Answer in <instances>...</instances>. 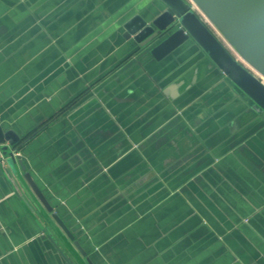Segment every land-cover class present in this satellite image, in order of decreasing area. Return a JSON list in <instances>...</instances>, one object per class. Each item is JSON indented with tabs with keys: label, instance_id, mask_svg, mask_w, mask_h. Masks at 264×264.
<instances>
[{
	"label": "crops",
	"instance_id": "obj_1",
	"mask_svg": "<svg viewBox=\"0 0 264 264\" xmlns=\"http://www.w3.org/2000/svg\"><path fill=\"white\" fill-rule=\"evenodd\" d=\"M124 1L0 0V113L29 128L105 71L123 54L115 15ZM213 69L189 44L162 62L110 72L37 134L35 178L76 211L96 264H264V126ZM252 131L246 142L257 156L235 153ZM3 184L0 264H59ZM57 229L64 249L88 264Z\"/></svg>",
	"mask_w": 264,
	"mask_h": 264
},
{
	"label": "water",
	"instance_id": "obj_2",
	"mask_svg": "<svg viewBox=\"0 0 264 264\" xmlns=\"http://www.w3.org/2000/svg\"><path fill=\"white\" fill-rule=\"evenodd\" d=\"M115 16V30L122 38L123 54L96 79L84 81L80 89L70 92L59 106H50L48 112L36 118L37 122L29 128L0 113V158L9 153L7 162L13 170H9L4 162L0 163V188L7 183L22 198L31 211L29 218L35 231L39 233L36 239L51 242L59 264L78 262L62 246L57 228L67 235L88 264H96L88 243L92 248L96 244L85 234L86 229L79 217L76 218V211L64 210L68 204H63L61 194L57 195L50 187L43 189L36 180L29 157L37 144V134L55 119L64 117L77 101L100 90L106 74L113 72L115 77L119 72L139 69L147 60L162 62L190 44L199 55L209 58L215 78H223L232 98L245 105V111L251 112L259 122L257 126H264V0H126ZM118 67L120 69L115 73ZM74 68L71 64L70 69ZM44 97L45 94L38 96ZM252 133L241 134L237 138L239 141L234 137L235 153L243 151L250 158L253 154L257 156L246 142ZM21 149L26 155L22 152L14 155ZM17 164L23 174L18 173ZM19 182H24V186L33 192L45 212L39 209L40 212L35 213ZM3 196L0 189V199Z\"/></svg>",
	"mask_w": 264,
	"mask_h": 264
},
{
	"label": "built area",
	"instance_id": "obj_3",
	"mask_svg": "<svg viewBox=\"0 0 264 264\" xmlns=\"http://www.w3.org/2000/svg\"><path fill=\"white\" fill-rule=\"evenodd\" d=\"M16 154H21V151H20V150H19V151H17V152H16ZM4 160H5V159H4V156H3V155H1V158H0V163H1V162H4Z\"/></svg>",
	"mask_w": 264,
	"mask_h": 264
}]
</instances>
